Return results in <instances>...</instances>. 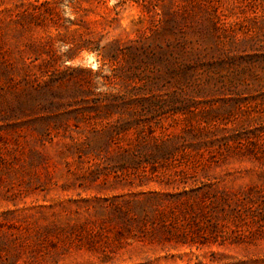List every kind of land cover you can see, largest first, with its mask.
Wrapping results in <instances>:
<instances>
[{
    "label": "rangeland",
    "instance_id": "374dc122",
    "mask_svg": "<svg viewBox=\"0 0 264 264\" xmlns=\"http://www.w3.org/2000/svg\"><path fill=\"white\" fill-rule=\"evenodd\" d=\"M0 264H264V0H0Z\"/></svg>",
    "mask_w": 264,
    "mask_h": 264
}]
</instances>
